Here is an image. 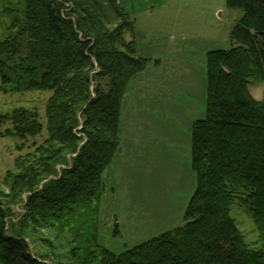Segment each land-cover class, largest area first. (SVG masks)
I'll list each match as a JSON object with an SVG mask.
<instances>
[{
  "label": "trees",
  "instance_id": "1",
  "mask_svg": "<svg viewBox=\"0 0 264 264\" xmlns=\"http://www.w3.org/2000/svg\"><path fill=\"white\" fill-rule=\"evenodd\" d=\"M109 3L118 20L111 29L96 0H21L0 10L11 21L0 40L2 90L53 92L47 139L7 176L8 197L19 199L12 206L26 194V214L15 227L14 209L0 200V264H46L22 235L29 223L60 236L67 229L80 264H264V89L261 100L249 91L264 86V0H225L242 16L229 34L234 45L206 54L205 117L191 131L196 187L183 223L117 254L97 236L102 174L119 149L126 88L148 59L124 38L130 14ZM2 117L25 134L42 129L21 108ZM235 203L249 212L263 247L245 243L231 216Z\"/></svg>",
  "mask_w": 264,
  "mask_h": 264
},
{
  "label": "rangeland",
  "instance_id": "2",
  "mask_svg": "<svg viewBox=\"0 0 264 264\" xmlns=\"http://www.w3.org/2000/svg\"><path fill=\"white\" fill-rule=\"evenodd\" d=\"M20 1L0 0V10L4 6L13 8ZM96 1L108 28H113L118 20L109 0ZM114 2L134 22L133 30L125 31L124 38L133 39L136 54L148 59L145 69L132 77L126 88L119 149L102 174L105 190L99 200L97 236L100 245L117 254L183 223L196 187L191 166V131L193 122L205 117L206 54L234 45L229 34L242 12L227 8L225 0ZM10 23L9 19H0V40L9 34ZM263 89L262 85L249 86L257 100L262 99ZM52 94V90H2L0 84V115L21 108L36 115L42 124L39 133L25 134L15 128L10 118H0V200L7 206L17 200L8 197L11 189L7 184L15 161L35 153L48 137L46 106ZM103 148L96 151L100 154ZM26 197L22 194L20 203L11 207L15 211L11 219L15 227L20 215L26 214ZM231 216L245 243L253 248L263 247L243 206L235 203ZM28 225L22 235L33 256L46 264H80L70 254L67 229L60 236L49 228Z\"/></svg>",
  "mask_w": 264,
  "mask_h": 264
},
{
  "label": "crops",
  "instance_id": "3",
  "mask_svg": "<svg viewBox=\"0 0 264 264\" xmlns=\"http://www.w3.org/2000/svg\"><path fill=\"white\" fill-rule=\"evenodd\" d=\"M126 96H127V93H126V95L124 97H126ZM122 117H123V103H121L120 125H121V119H122Z\"/></svg>",
  "mask_w": 264,
  "mask_h": 264
}]
</instances>
